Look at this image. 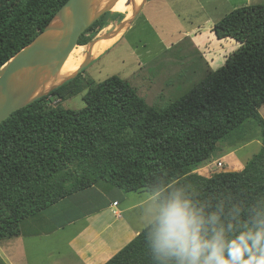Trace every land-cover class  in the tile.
I'll return each instance as SVG.
<instances>
[{
  "label": "trees",
  "instance_id": "obj_1",
  "mask_svg": "<svg viewBox=\"0 0 264 264\" xmlns=\"http://www.w3.org/2000/svg\"><path fill=\"white\" fill-rule=\"evenodd\" d=\"M66 2L0 0V68ZM122 19L120 13H105L78 45L88 44L109 21ZM213 33L235 41L238 49L164 108L147 105L118 76L91 86L77 75L3 121L0 240L17 237L24 220L100 182L125 193L147 192L160 206L173 198L186 201L202 222L204 241L227 245L259 231L264 226V120L258 113L264 105V4L231 11ZM82 92L79 110L51 105L52 98L64 102ZM249 121L259 127L262 147L242 170L194 173L221 151L219 143L245 141L242 128ZM155 224L156 218L105 264H179L177 257L154 249Z\"/></svg>",
  "mask_w": 264,
  "mask_h": 264
},
{
  "label": "rangeland",
  "instance_id": "obj_2",
  "mask_svg": "<svg viewBox=\"0 0 264 264\" xmlns=\"http://www.w3.org/2000/svg\"><path fill=\"white\" fill-rule=\"evenodd\" d=\"M257 4H264V0H149L132 24L118 33L110 48L95 56L90 53L89 45H83L82 51L73 54L80 64L89 53L92 60L80 74V80L93 86L118 76L127 81L147 105L164 108L177 95L222 67L225 59L238 49L239 45L233 40L217 39L213 26L231 11ZM119 23L121 21H109L88 43L94 38L100 41L99 38L109 37ZM84 92L64 102L52 98L51 105L79 110L84 106ZM258 113L264 120V105ZM242 129L247 140L235 145L219 143L221 151H216L212 159L194 173L206 175L208 172L242 170L262 147L260 129L253 121L247 122ZM99 184L102 185L97 191L103 195L104 184ZM114 193L119 204L117 211L132 207L120 213V217L124 216L132 226L141 230L156 218L160 205L147 192L126 194L114 190ZM114 219V215L107 217L103 235L118 227L119 221ZM83 226L81 220L49 240L38 238V242L29 241L25 245L27 249H71L66 245L67 235L76 233Z\"/></svg>",
  "mask_w": 264,
  "mask_h": 264
},
{
  "label": "crops",
  "instance_id": "obj_3",
  "mask_svg": "<svg viewBox=\"0 0 264 264\" xmlns=\"http://www.w3.org/2000/svg\"><path fill=\"white\" fill-rule=\"evenodd\" d=\"M103 184L104 196L97 191L102 184H97L24 220L17 237L0 240V264H105L143 228L140 230L124 216L120 217V213L132 207L117 211L119 204L114 190H119ZM118 196L121 197L120 194ZM114 203L115 207L112 206ZM109 215H114V220L119 221L118 227L103 235L107 227L105 220ZM81 220L84 226L76 233L67 235L66 245L71 249H27L25 245L29 241L38 242V238L49 240L54 234Z\"/></svg>",
  "mask_w": 264,
  "mask_h": 264
},
{
  "label": "water",
  "instance_id": "obj_4",
  "mask_svg": "<svg viewBox=\"0 0 264 264\" xmlns=\"http://www.w3.org/2000/svg\"><path fill=\"white\" fill-rule=\"evenodd\" d=\"M117 1L110 0L106 6L98 8L100 0H67L44 30L0 68V124L14 112L74 79L91 63L89 53V59H85L75 73L58 83L54 81L71 52L79 46V37L102 15L112 12V5ZM146 2L142 0L130 20L123 18L113 34L99 39H110L130 26ZM97 41L94 38L86 45L91 49ZM50 82L54 85L48 88Z\"/></svg>",
  "mask_w": 264,
  "mask_h": 264
},
{
  "label": "clouds",
  "instance_id": "obj_5",
  "mask_svg": "<svg viewBox=\"0 0 264 264\" xmlns=\"http://www.w3.org/2000/svg\"><path fill=\"white\" fill-rule=\"evenodd\" d=\"M201 227V220L186 201L170 199L157 210L153 247L177 257L179 264H264V226L254 235L247 234L252 240L251 246L245 235L227 245L204 241Z\"/></svg>",
  "mask_w": 264,
  "mask_h": 264
},
{
  "label": "bare ground",
  "instance_id": "obj_6",
  "mask_svg": "<svg viewBox=\"0 0 264 264\" xmlns=\"http://www.w3.org/2000/svg\"><path fill=\"white\" fill-rule=\"evenodd\" d=\"M130 1V5L126 6V4ZM108 3H110V0H100L98 8H102L106 6ZM142 5V0H118L114 5H112V12H118L123 15V18H125V21H128L132 18L133 14L138 11L140 6ZM103 31V30H102ZM117 36L112 37L110 39H104L97 41L93 47L90 49L92 55H99L102 52H104L106 49L110 48L113 43L115 42ZM105 48V49H104ZM83 46L76 47L71 54L69 55L68 59L62 66L59 75L57 78H55V82L58 83L62 81L63 79L67 78L68 76L75 73L76 69L80 65V60H75L73 54L79 52L78 50H83ZM86 50V49H85ZM54 85V82H50L47 87H52Z\"/></svg>",
  "mask_w": 264,
  "mask_h": 264
},
{
  "label": "built area",
  "instance_id": "obj_7",
  "mask_svg": "<svg viewBox=\"0 0 264 264\" xmlns=\"http://www.w3.org/2000/svg\"><path fill=\"white\" fill-rule=\"evenodd\" d=\"M218 166H219V165H218ZM112 206L115 207V206H116V203L112 204ZM115 213H116V212H115Z\"/></svg>",
  "mask_w": 264,
  "mask_h": 264
},
{
  "label": "flooded vegetation",
  "instance_id": "obj_8",
  "mask_svg": "<svg viewBox=\"0 0 264 264\" xmlns=\"http://www.w3.org/2000/svg\"><path fill=\"white\" fill-rule=\"evenodd\" d=\"M147 1H148V0H147ZM88 66H89V65H88ZM88 66H87V67H88ZM87 67H86V68H87ZM83 71H84V70H82L78 75H80Z\"/></svg>",
  "mask_w": 264,
  "mask_h": 264
}]
</instances>
